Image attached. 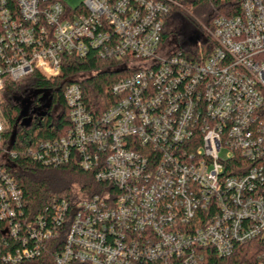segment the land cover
Segmentation results:
<instances>
[{
  "label": "built area",
  "instance_id": "obj_1",
  "mask_svg": "<svg viewBox=\"0 0 264 264\" xmlns=\"http://www.w3.org/2000/svg\"><path fill=\"white\" fill-rule=\"evenodd\" d=\"M207 2L192 45L169 49L184 0H0V98L6 80H56L92 48L128 72L104 111L84 75L65 87L62 133L28 154L96 185L34 217L0 113V264H201V249L247 243L242 264H264V0Z\"/></svg>",
  "mask_w": 264,
  "mask_h": 264
},
{
  "label": "trees",
  "instance_id": "obj_2",
  "mask_svg": "<svg viewBox=\"0 0 264 264\" xmlns=\"http://www.w3.org/2000/svg\"><path fill=\"white\" fill-rule=\"evenodd\" d=\"M187 8L195 14H206L207 0H184ZM211 15V14H209ZM203 18L206 20V16ZM198 31L187 32L181 25L176 32V42L182 49H188ZM169 33L164 35L166 40ZM120 61L104 60L98 51L90 49L88 55L82 59L70 58L63 67L62 77L49 80L35 72L18 82L6 80V87L0 98V113L4 123L5 144L11 151L18 153L10 163L9 171L14 176L23 191L26 212L32 217L50 210L58 198L69 197L75 185L78 188H93L96 185L91 173L82 171L71 162L61 167H49L34 161L28 154V148L40 139H52L62 133L64 118L54 123L51 118L39 120L30 128H19L18 117L20 111L15 104V98L22 91L41 87L59 88V103L66 111L67 106L63 98L65 87L79 75H84L83 88L89 103L101 111L109 108L115 97L111 92L112 85L128 74L127 70H120ZM253 243H247L237 248L235 253L226 258H220L212 248L201 249V264H242L247 260L255 259Z\"/></svg>",
  "mask_w": 264,
  "mask_h": 264
},
{
  "label": "flooded vegetation",
  "instance_id": "obj_3",
  "mask_svg": "<svg viewBox=\"0 0 264 264\" xmlns=\"http://www.w3.org/2000/svg\"><path fill=\"white\" fill-rule=\"evenodd\" d=\"M59 88L39 87L37 89L20 92L15 98V104L20 111L19 128H30L39 120L51 118L54 123L64 117V111L59 103ZM18 117V118H19ZM24 118H30V126H22Z\"/></svg>",
  "mask_w": 264,
  "mask_h": 264
},
{
  "label": "rangeland",
  "instance_id": "obj_4",
  "mask_svg": "<svg viewBox=\"0 0 264 264\" xmlns=\"http://www.w3.org/2000/svg\"><path fill=\"white\" fill-rule=\"evenodd\" d=\"M67 2L70 3L71 6L75 7L76 5L80 4L83 0H66ZM188 10L183 12V13H178L175 15L171 21V23L168 26V33L170 34L169 36V41L165 44V47L168 46L169 49L174 48V44H176V32L178 31L179 27L181 25L185 26L187 29V32H197L202 29V24H206L208 19H209V14H212L211 11V6H206V14L205 12L200 14L192 11L191 8H187ZM206 16L203 18V16ZM222 155H225L223 152H221ZM78 186L75 185L72 189V193H78L77 190Z\"/></svg>",
  "mask_w": 264,
  "mask_h": 264
},
{
  "label": "water",
  "instance_id": "obj_5",
  "mask_svg": "<svg viewBox=\"0 0 264 264\" xmlns=\"http://www.w3.org/2000/svg\"><path fill=\"white\" fill-rule=\"evenodd\" d=\"M20 119V117L18 118V120ZM30 122H31V119L30 118H24L21 122V125L22 126H30Z\"/></svg>",
  "mask_w": 264,
  "mask_h": 264
}]
</instances>
